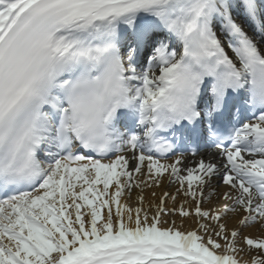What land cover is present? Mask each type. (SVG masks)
I'll list each match as a JSON object with an SVG mask.
<instances>
[{"label": "snow or ice", "instance_id": "6c2138e0", "mask_svg": "<svg viewBox=\"0 0 264 264\" xmlns=\"http://www.w3.org/2000/svg\"><path fill=\"white\" fill-rule=\"evenodd\" d=\"M0 264H264V0H0Z\"/></svg>", "mask_w": 264, "mask_h": 264}, {"label": "bare ground", "instance_id": "6f19581e", "mask_svg": "<svg viewBox=\"0 0 264 264\" xmlns=\"http://www.w3.org/2000/svg\"><path fill=\"white\" fill-rule=\"evenodd\" d=\"M175 190H176V186L172 185L171 187H168L167 181H165L164 184H161L160 187L153 186L151 188H145L144 192H143V195L145 197V206H147L150 202L153 204L158 203L160 196L165 191H168L170 194H174ZM226 190L227 189L223 185H221L220 188L218 189V193H222ZM138 192H139L138 189H134L131 192L130 196L128 193H125V195L121 198V203L122 204L128 203V204L134 206ZM152 193H155V196H153ZM184 200H185V197L182 194L177 195L175 205L177 207H179ZM220 203H221V201H219L215 197H213L211 203L206 202L203 205V207H204V209H209V208L213 207V205L218 206ZM184 206H185V208H188L190 206L194 207V205H191V202L188 205H184ZM166 207H168V208L173 207V202L170 198L167 201ZM165 219H168L170 221L175 220L177 225H180V223H181V218L179 217V215H175V216H171V217H165ZM226 223L228 224V227L231 229L232 227L235 226V218L226 220ZM164 226L166 227L167 225H164ZM194 227H195L194 218H186L183 221V229L182 230H190ZM244 234H251L253 236H258V235H261V232H259L256 228H250V229H244L242 232V235H244ZM241 246H243V245L241 244Z\"/></svg>", "mask_w": 264, "mask_h": 264}]
</instances>
